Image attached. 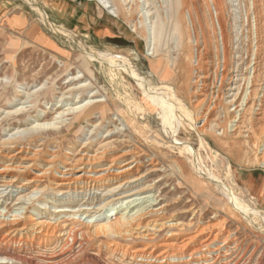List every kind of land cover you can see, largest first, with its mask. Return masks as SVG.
<instances>
[{
    "label": "rangeland",
    "instance_id": "obj_1",
    "mask_svg": "<svg viewBox=\"0 0 264 264\" xmlns=\"http://www.w3.org/2000/svg\"><path fill=\"white\" fill-rule=\"evenodd\" d=\"M35 1L39 8L46 12L56 29L62 32L67 30L73 35V38L66 39L60 34H55L48 26L42 24L35 12L36 10L34 9V11L31 8L32 3L30 2L32 0H0V80H2L0 82V140L8 139L9 135L13 134L16 129L24 130L29 128L32 124L27 125V123L32 121L37 114H41L38 117V121L49 120L53 115V108L57 104L59 93L65 87H69V85L82 82L91 83V87L88 89L78 90L66 95L69 103L75 99L73 98L75 95L79 96L78 100L87 99L91 92L98 91L96 96L107 100L106 103L109 110L103 120L98 119V116H96L91 122L73 124L69 131L66 130V127H61L57 130H39L37 132L34 131L36 133L16 135V139L20 141L18 146L12 149H5L0 154V166L7 163L3 157L4 154L14 153L20 147H23L24 150L28 148L27 150L29 151L33 149H40V151L37 154L35 166L31 167L27 174H21L14 187L6 189L7 191L0 188V196H2L0 197V220L4 218V220H11L15 216L17 218L18 215H24L34 216L38 221L48 224L66 221L65 223L68 225L70 220H79V223L92 222L101 220L103 216H109L110 213H114L113 205L103 213L97 214L92 220L83 215L74 216L72 219L64 217L63 214L67 213L69 215L76 211L78 207L83 211L93 208L90 210L93 212L101 204V202L94 200L90 206H85L95 197L92 193L86 195L79 189L69 198H64L62 201H56L60 197L54 199L49 192L42 197L43 199L46 197L49 200L48 202H56L55 205L64 204L69 206L66 207L68 212L61 214L60 219L49 213L41 215L33 213L38 207V203H42L41 201H29L24 205L26 210H20L17 213L15 209L21 206L20 200H18L19 197L27 195L31 188L16 189V186H19V183L26 176L30 177L38 173L35 168L42 167L45 158L51 153L56 155L55 167L61 169L60 161L64 151L68 147H73L76 151L79 150V144L85 138L88 142L85 150L88 154H93L102 144L101 141L105 137V132L113 128L112 123L119 124V121H121L119 118L122 117L125 119V126L121 131L122 135L113 134L110 136V141H115V144L113 142L112 148L110 147L111 149H109L111 157L120 156L123 152L129 151L127 155L120 159L122 161L137 153L139 165H141L139 168L140 173L150 168L148 163L152 161L156 164L158 163L156 168L159 171L154 170V172H151V170H147L149 178L147 176L143 181L146 184H151L152 182L150 181H156L154 194L158 196L159 205L164 207L166 217H171L178 222L191 223L188 231L184 232L185 234L176 228L160 230L147 243L150 245L159 244L165 237L173 234L182 238L188 233L198 230L202 224H206L209 221L220 222L224 226L222 236L227 231H230L232 238L241 240L248 247L249 250L244 258L253 252L252 259L248 264H264V232L256 227L258 225L264 227L261 224L262 222L255 220V225L252 222L249 223L238 211L232 210L228 206L229 204L225 197L215 190L214 186L206 179L198 177L189 161L181 156L178 150L169 148L171 140L168 141L167 136L161 132L160 120L156 119V123H154L149 121L148 118L155 117L154 112L157 111L159 103L154 98L144 95L141 88L135 83L127 65L122 64L121 66L118 63L119 65L115 66L96 60L84 61L79 50L80 46H78V39H80L82 44L96 56L108 53L127 57L148 86L156 88L163 97L172 101L181 112H186L191 116L194 123V119L199 113L197 108H194L198 97L193 95L192 88L189 87H193L191 83L194 82L195 73L199 68L193 53L195 46L193 29L197 28L198 25L194 21L191 12L194 10V6L200 11L198 15L201 22L200 28L205 29L207 36L204 40L206 52L210 53L211 55H209L214 59V55L221 53L220 48L223 47L225 66L231 71V77L233 75L235 78H238V75L247 77L250 73L249 55L251 52L247 54L246 51L251 46L253 42L251 38L253 37H250L251 32L249 33L251 31L250 22L245 18H239L241 14L238 11H244V6L246 8L249 7L248 3H250V0H133L139 8L129 20L122 16L115 18L114 15L102 8L94 0H56L58 3L63 2L66 5L58 10L62 17V20H60L54 15L53 9L50 8L45 0ZM141 8H144L143 12L149 11V21L154 20L158 25L162 24L163 27L159 38L162 42V48L166 51L169 50L170 57L168 60V71L162 75L155 69L156 58L147 52L143 31L137 30V32L133 33L129 23L130 21L136 23L143 20ZM73 12L81 13L75 22L84 31L74 28V26L70 27L72 21L70 17L74 16ZM188 16H191V21ZM216 24L219 26L222 46L219 45L220 40ZM198 36L200 37V34ZM200 40L202 41L201 37ZM85 64L86 67H84ZM208 69L210 73H213L212 67ZM75 75L81 76V78L69 83L70 78ZM226 87L228 86L224 83L219 92L220 96L226 93ZM35 90H37L38 96L36 101L30 100L31 102L22 104L24 100L22 95L25 92L31 93ZM147 98H149V101L146 100ZM220 104H222V100H220ZM20 107L22 109L17 113L5 115V112H10ZM229 110H232V108ZM119 111H122L121 115L117 113ZM172 114L176 116L177 112L173 109ZM215 119L216 121H213ZM177 120L179 123H175V139L179 143L187 142L189 144L190 148L197 154L198 160L202 165L204 164V168L210 170L229 187L230 195L236 196L246 204L248 203L250 207L257 208L264 215V169L255 161L258 150L252 145V139L230 138L226 132L225 120H217L216 113L209 114L207 124L217 125L215 129L217 133L206 131V133L201 134L202 137L198 136L183 118L178 117ZM96 122L100 124L92 130L89 125ZM199 125H201L200 122L196 123V126ZM119 127L121 128V126ZM88 131H91L90 134ZM156 133L160 135V139ZM36 135L40 137V140L39 138H32ZM154 138L159 141V144L152 142ZM201 138L205 143V147L200 146ZM39 142H43L40 148L37 147L40 144ZM160 144L163 145L160 146ZM176 148L178 147L176 146ZM228 163L229 171L227 170ZM103 164H105L104 161L100 163V165ZM56 172L55 170L51 171L52 175L49 173V176L45 175L42 177L39 182L40 188L49 184L52 176L58 175ZM231 176H233L234 180H231ZM124 206L125 204L123 206L118 204L116 207L123 212ZM101 241H104L103 237H98L96 242H93L98 245ZM135 242L139 244V241L133 239L119 241L124 246L125 244L136 245L133 244ZM143 243H146V241H143ZM10 251L16 252L21 258L26 260L28 258H41L44 253L49 256L52 254L51 257L56 258L54 262H58V264H130V262L123 260L119 262V256L107 259L104 251L97 253L92 246H89L84 254L71 257L68 261L63 262H61L62 257L56 255L57 250L53 253L52 245L46 248L38 246L37 249L31 251L28 248H15L10 249ZM212 255H206L203 259L210 260ZM86 256L91 258L90 261L84 263L83 260H85ZM225 258L221 264H227V262L235 264L237 260L233 255H226ZM5 264L27 263L9 262Z\"/></svg>",
    "mask_w": 264,
    "mask_h": 264
},
{
    "label": "bare ground",
    "instance_id": "obj_2",
    "mask_svg": "<svg viewBox=\"0 0 264 264\" xmlns=\"http://www.w3.org/2000/svg\"><path fill=\"white\" fill-rule=\"evenodd\" d=\"M94 1L98 2L102 8L109 11L115 18L122 16L125 17L126 20L131 19L135 11L139 8L133 0ZM30 3H32L31 8L36 10L34 11L39 16V21L42 24L48 26L55 34H60L66 39L73 38V35L67 30L62 32L56 29L55 25L51 23L46 12L39 8L35 0H32ZM248 4L249 7L246 8L244 6V11L241 10L238 12L241 14L239 18H245L250 22L249 26L251 31H249V33L251 32L250 37H253L251 38L253 41L251 46L248 45L250 50L248 48V51H246L247 54L251 52L249 55L250 73L247 77L238 75V78H235L234 75L231 77V71H229L225 66V54L223 52V47L220 48L221 53H216V55H214V59L210 56V53L209 55L206 52V46L204 43V40L207 37L206 31L205 29L200 28L201 22L199 21L198 16L200 11L193 5L194 10L191 13L194 21H196L198 25H196L198 29H193L195 45L193 53L197 66L199 64L198 70L196 73L194 72V82L191 83L193 84V87H189L192 88L193 95L198 97L196 103L194 102V108H197L199 113L194 119V123L191 116H189L186 112H181L179 108L172 103V101L163 97V95L156 88L148 86L127 57L121 55L115 56L108 53L96 56L82 44L80 39H78V46H80L79 50L84 61L96 60L104 63L107 62L115 66H118L119 64H121V66L122 64L127 65L135 83L141 88L144 95L146 97L154 98L155 101L159 103L157 111L154 112L155 117L148 118L149 121L154 123H156V119L160 120L161 132L167 136L168 141L171 140L169 148L178 150V153L189 161V164H191L195 174L200 178L206 179L214 186L215 190L225 197L229 204L228 206L232 210L238 211L240 215H242V217L249 223L252 222L255 225V220H259L262 222L261 224L264 225V215L261 214L257 208L255 209L250 207L248 203L246 204L236 196L230 195L228 189L229 187L225 185L221 179L217 178L210 170L204 168V164H201L196 156L197 154L192 148H190L189 144L187 142L179 143L174 137L176 134L175 123H179L178 120L176 121L178 117L187 121L188 126L191 127L194 132L198 134V136L206 133V131L216 134L217 132L215 129L217 125L207 124L209 114L216 113L217 120H225L226 132L229 134L230 138H243L246 140L249 138L252 139V145L258 150L255 161L264 169V0H250V3ZM196 5L198 6V4ZM215 5L218 6L216 3ZM212 8L211 10H213ZM143 10L144 8L140 9L141 12H143ZM142 16L143 20L141 21H137L136 23H133L132 21L129 22L132 32L135 33L137 30L143 31L144 38L146 39L147 52L149 55L156 58L155 69L162 75L164 72L168 71V60L170 57L169 50L166 51L162 48V42L159 38L160 31L163 28L162 24L158 25V23L154 20L149 21V11H144ZM188 18L191 21V16H188ZM245 30H247V28H245ZM199 34L202 41L198 36ZM219 45L222 46V43ZM229 61L231 62V60ZM84 67H86V64ZM209 67L213 68V73L209 72ZM124 68L126 69L125 66ZM79 78H81V76H72L69 83ZM1 81L2 80H0V82ZM224 83H226L228 87L225 89L226 93L223 96H220L219 92L224 86ZM231 84L233 85L231 86ZM90 87V82H82L65 87V89L62 90L57 97L58 101L53 108L52 117L49 120L38 121V117H40L41 114H37L32 121L29 123L26 122L27 125L32 124L29 128L24 130L16 129L13 134L9 135L8 139L0 140V154H2L5 149L16 148L20 142L16 139V135L21 133H32L39 130L51 131L57 130L61 127H66V130L69 131L73 124L91 122L96 116H98V119L103 120L104 117H106L109 108L106 103V99H100L96 96L98 91L91 92L87 99L78 100L79 96L75 95L73 96L75 99L70 101V103L68 97L66 96L78 90L88 89ZM22 97H24L22 104L36 101V98H38L37 90L31 93L25 92ZM146 100L149 101V98ZM220 100H222V104H220ZM230 108H232V110H229ZM21 109L22 107L14 109L10 112H5V115L17 113ZM173 109L177 112V118L172 114ZM117 113L121 115L122 111ZM120 118L119 120L121 121H119V124L113 122V128L105 132V137L101 141L102 144H100V147L97 146L99 149H94L95 151L93 154H88L85 150V147L88 145L85 138V140L79 144V150L76 151L73 147H68L64 151L63 156L61 155V169H57L55 167L56 155L51 153L45 158L42 167L35 168L38 173H35L30 177L26 176L22 182L19 183L20 185L16 186V189L31 188L27 195L19 197L18 200H20L19 202L21 206L15 209L17 213L20 212V210H26L24 205H26L27 202L41 201L42 203H38V207L33 213L36 215L49 213L55 218L60 219L61 214L68 212L66 207L69 206L64 204L55 205L56 202H48L49 200L46 199V197L44 199L42 197L49 192L54 199H56V197H60V199L58 198L56 201H62L64 198H69L78 189L86 195L92 193L95 197V199L90 200L85 206H90L94 200L97 202L99 201V203L101 202V204H99L98 208H96L93 212L90 211L93 208L83 211L78 207L76 211L69 215L67 213L63 214L64 217L72 219L74 216L78 217L83 215L92 220L97 214L100 212L103 213L106 209L113 205L114 213H110L109 216H103V219L101 220H94L92 222L87 221L85 223H79V220L73 221L69 219L70 223L68 225L65 223L66 221L48 224L43 221H38L34 218V216L18 215L20 217L17 216L16 218L15 216L11 220H4V218L0 220V264L9 262L27 264H58V262H54V259L56 258L51 257V253V256L45 255L44 253L42 257L40 255L41 258H28L26 260L21 258L16 252L10 251V249L15 248H28L31 251L37 249L38 246L40 248H46L51 245L53 253L57 250L56 255L58 257H62L61 262L68 261L71 257H77L84 254L87 248L92 246L96 249L97 253L104 251V254L107 255V259L119 256V262H122L123 260L130 262V264H221L222 261L226 259V255L235 256L237 259L235 264H248L252 259L253 252L244 258L249 250L248 247L245 246L241 240L239 241L236 238H232L230 231H227L226 234L222 236L224 226L220 222L209 221L206 224H202L198 230L188 233L182 238L173 234L165 237L159 244L150 245L147 243L152 240L157 231L176 228L178 231H183L184 233L185 231H188L191 223L178 222L171 217H166L164 207L159 205L160 202L158 196L154 194V184L156 181L149 180L152 182L151 184H146L143 181L149 174L147 170H151V172L158 170L156 168L158 163L156 164L153 161V163H148L150 168L146 169L143 173H140L139 168L141 165H139L137 153L129 159L122 161L120 159L127 155L129 151L123 152L120 156L111 157L109 149L112 148L111 146L113 142L115 144V141H110V136L113 134L122 135L121 131L125 126V119L122 117ZM213 121H216V119ZM98 122L91 123L89 127L94 130L99 126L100 123ZM199 122L201 125L196 126V123L198 124ZM119 126H121V128ZM91 131H88V133L90 134ZM222 131L224 132L223 129ZM157 135L160 139V135ZM32 138H39L40 140L38 135ZM152 142L159 144V141L155 138ZM42 143H40L37 147L40 148ZM48 143L50 144V142ZM199 143L200 146L205 147V143L202 138ZM161 145L163 144H160V146ZM176 146L178 148H176ZM27 149L24 150L23 147H20L14 153H10L8 155L4 154L3 157L7 163L0 166V188L6 190L14 187L20 175L27 174L30 168L35 166L36 157L40 149H30L31 151ZM102 161H104L105 164L100 165ZM228 167L229 163L227 164V170L229 171ZM54 170L57 171L56 173L58 175H53L49 184L40 188L39 182L41 178ZM230 178L231 180H234L233 176ZM118 204L121 206L125 204L123 212L117 209L116 206ZM41 211H43V213H41ZM256 227L260 228V230L262 229L264 232V227L262 225H258ZM98 237H103L104 241L95 245L94 242H96ZM126 239L137 240L139 241V244L135 242L133 244L136 245L125 244L124 246L119 243V241H124ZM143 241H146V243H143ZM211 254L213 255L210 256V260L203 259L204 256ZM87 257L89 256H86L85 260H83L84 263L90 261L91 257ZM227 264H231V262H227Z\"/></svg>",
    "mask_w": 264,
    "mask_h": 264
},
{
    "label": "crops",
    "instance_id": "obj_3",
    "mask_svg": "<svg viewBox=\"0 0 264 264\" xmlns=\"http://www.w3.org/2000/svg\"><path fill=\"white\" fill-rule=\"evenodd\" d=\"M46 1V3L47 4H49V6H50V8H52L53 9V12H54V15L56 16V17H58L60 20H62V17H61V15L58 13V10H60V9H62V8H64V6H66L63 2H60V3H58L56 0H45ZM57 5V6H56ZM69 11V10H68ZM68 14H70L69 12H68ZM79 14H81V13H79V12H73V17L71 16L70 18H72L71 20V23H70V27H73L74 26V28H77V29H82L79 25H77V23L75 22V21H77V18H79L80 17V15ZM65 19V18H64ZM76 26V27H75ZM83 31H84V29H82Z\"/></svg>",
    "mask_w": 264,
    "mask_h": 264
},
{
    "label": "built area",
    "instance_id": "obj_4",
    "mask_svg": "<svg viewBox=\"0 0 264 264\" xmlns=\"http://www.w3.org/2000/svg\"><path fill=\"white\" fill-rule=\"evenodd\" d=\"M216 30H217V34L219 36V40H220V44H221L220 30H219V26L217 24H216Z\"/></svg>",
    "mask_w": 264,
    "mask_h": 264
}]
</instances>
